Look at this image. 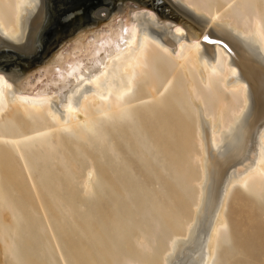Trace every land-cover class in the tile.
I'll return each mask as SVG.
<instances>
[{"label":"bare ground","instance_id":"6f19581e","mask_svg":"<svg viewBox=\"0 0 264 264\" xmlns=\"http://www.w3.org/2000/svg\"><path fill=\"white\" fill-rule=\"evenodd\" d=\"M109 10L103 8L95 12L96 24L79 31L31 73L0 71L1 166L8 173L18 164L23 174L16 172L13 176L17 178L25 174L27 184L34 191L31 192L30 188L29 192L36 197V192H42L37 183L42 177V181L46 179L44 176L51 167L58 163L63 174L71 176L77 162L73 159L75 154L81 159L87 155L80 151V146L74 148L75 144L71 143L77 152L74 150V156L67 154L72 161L75 160L70 161L69 156H64L68 146L64 147L63 135H73L84 146L88 145V149L99 144V148L110 155L115 151L116 157H112L116 161L120 153L110 140L118 139L119 130L125 128L136 154L144 161H154L153 139L143 132L146 131L144 127H152V134H158L161 144H177L176 148L165 149L171 159L174 181L182 184L180 187L188 196L194 183L198 185L194 197L190 193L193 200L189 197V218L170 216L167 206L165 212L164 206L154 202L153 205L146 198L139 200L143 202L139 203L140 207H134V198L142 192L136 193L135 186L132 188L130 183L126 182L130 187L125 186L130 176L122 183L117 175L119 171L115 172L114 175L119 177L117 181L121 179L124 186L121 184L120 188L112 189L114 178H111L113 184L109 185L110 175L102 178L90 164V183L87 186L84 183L82 192H77L81 196L76 194L77 198L73 196L67 202L66 215L69 213L75 221V217L80 219L78 223H82V230L79 231L83 236L71 235L76 234V225L74 233L72 230L71 234L67 232L71 236H32L37 231L29 233L30 236H20L24 208L21 205L22 215L8 196L0 177V240L6 239L2 252L9 256V264H225L224 257L233 239L228 213L236 190L257 200L264 197V0H152L151 4L126 2L113 12ZM44 14V0H0V48H9L30 57L24 59L30 62L22 65L23 73L34 67L33 41L42 26ZM197 24L208 25L204 34L199 35L195 28ZM212 40L227 45L231 53ZM27 125L31 128L28 132ZM190 127H193L192 134ZM125 147L129 149L128 144ZM62 148L66 150L61 152ZM204 150L206 157L202 158ZM101 158L102 162V155ZM53 160L57 163L51 165ZM10 162L17 163L11 166ZM194 163H199L200 168L196 178L190 167ZM101 166L104 170L105 166ZM17 167L15 171L19 170ZM129 171L132 173L131 169ZM51 172L54 178H58L55 181L60 182V176ZM203 173L211 197L208 221L202 231L182 244L180 239L189 237V227L204 191L199 183ZM4 182H7L6 178ZM156 182L157 185L159 182ZM68 183L69 180L66 185ZM39 185L43 190L48 189L43 183ZM70 190L69 193L73 194ZM98 191H105L102 196L99 194L101 199L109 198V214H105L106 210L102 208L98 213V208L91 206L100 199L97 198ZM51 192L46 196H52L50 201L58 205L59 197ZM60 193L61 199L69 195L67 192L63 197L65 194ZM107 193L108 197L103 198ZM163 196L166 197V193ZM122 198L136 209L140 221H134V212ZM26 204V212L30 213V209L27 211L30 202ZM54 207L55 212L57 207ZM118 210L122 211L119 213ZM6 215L9 222L4 219ZM62 216L60 218L66 219ZM33 221L36 223L35 219ZM68 223L65 225L69 226ZM38 225L41 224L32 227ZM40 227L44 228V225ZM42 228L35 229L42 231ZM14 237H18L21 249ZM241 254L245 256L243 252Z\"/></svg>","mask_w":264,"mask_h":264},{"label":"rangeland","instance_id":"374dc122","mask_svg":"<svg viewBox=\"0 0 264 264\" xmlns=\"http://www.w3.org/2000/svg\"><path fill=\"white\" fill-rule=\"evenodd\" d=\"M151 1L150 0H44V4H45L44 20H43L42 26L39 28V30L35 34L34 41H33L34 42V44H33L34 45L33 55H35V57H36V58L34 57L35 60L33 61V66L34 67H31L30 71H28L27 73L26 72L23 73L22 66H20L19 64L18 65H16V64L21 61V65H23V64L29 63L30 61H28V62L25 61L24 59L26 57H24V56H22L20 54H17L16 52H14L13 50H11L9 48H0V71L7 72V73H17V74H28V73H31L38 66H41L42 64H44V62L47 61L52 56V54H54L58 50H61L62 49V45L64 43H66V41H68L69 39L73 38L74 35H76L79 31H81L82 29H84V28H86V27H88L90 25L96 24V23H94V18H95L94 14L98 10L103 9V8H108V10L109 9L111 10V11L109 10L110 12H113V11L116 10L118 5L124 4L126 2L127 3H139V4L140 3L151 4ZM141 9H146V8L142 7ZM195 28L199 32V35H201V34H204L206 32V29L208 28V25H204V24L203 25H198L197 24V25H195ZM40 52H41V54H39ZM30 54H32V53H30ZM26 55L27 54H25V56ZM6 68H8V69L6 70ZM26 128L29 129V126L27 125ZM144 128H145L146 131H143V132L148 137L153 139V142H154V144H153L154 147L153 148L155 150L154 149H151V150H152V153H155V155H156L155 160L153 161V159L152 160L150 159L149 161H144L145 159L140 158L136 154V149H135L134 144L132 142L131 136L128 133V130L125 129V128H122L118 132V139H113V140L111 139L110 140V138H108V141L109 140H110V142L112 141L111 144H112L113 147L116 148L115 150L118 153H120L119 155H117V160H116V161H118V158L120 160V161H118V165L116 164L117 162L114 160V158L116 157V154H114V152H115L114 148L112 150L114 152H111V155H110V153L108 154L105 149L103 150V148L102 149L99 148V147H101L99 144H96L95 147L92 146L94 148L91 147V149L90 148L88 149V147H89L88 145L85 144V146H84V144H82V142L79 141L77 138L73 137V135H71V134L68 135V133H67V135H63L61 137V139L63 140L62 142L65 144V145L64 144L63 145H64V147L68 146L67 148L65 147L67 149V151L65 152L66 155L64 154V156L68 157L69 155L67 156V154H70V156H74V152L75 151L77 152V149L75 150L74 148L80 146L81 147L80 151H82V152L84 151V153L87 154L86 156H88L89 159L86 156L84 157V159L83 158L81 159L80 157L77 156V154H75L77 156V158L75 156V157H73V159L75 158V160H77V162H75L76 164H75V167L73 168V174L72 175L75 174V170H76V174H75L74 178H70L72 175L71 176L70 175L67 176V175L63 174L64 171L62 170L63 168L61 167V165H58V163L56 162L57 160L56 161L53 160L51 162L52 163L51 165H54L55 162L57 164H55L53 168L51 167V169H50V166L48 165L50 170L48 172V175L44 176V177H46V179L44 178V180L42 181V179H43V177H42L41 181H39L37 183L38 187L40 188V189L39 188L38 189L40 191L44 192L43 195H42V192H41V194L36 192L35 195H36L37 199H36L35 196H33L34 197V199H33L32 194H34V193L31 194L29 192L30 188H32V187H30L27 184L28 178H27V176L25 174L22 175V176H19L17 178L14 177L15 174H17L16 172H19V173L21 172L20 171L21 170L20 167H17L18 164L17 165L15 164L17 162H12V163L10 162L11 166H12V164L13 165L15 164V165H14V167L13 166L11 167L12 171L10 170L7 173V171H5L3 169V167L1 166V162H2L3 159L0 158V177H1V180H3L2 182H3L4 188L7 189L6 191L9 193L8 196L11 197L10 199L12 200L13 203H15L16 208L18 207L17 209H20L19 212L21 214L23 213L22 206H23L24 211H25L24 212L25 214L23 213L24 216H22L23 217L22 218L23 221L21 219V223L19 225L20 226L19 227V233L21 234L20 236H30L29 233L32 234V233H35V231H37V233H35L36 235L32 234V236H39V235L40 236H42V235L43 236H71V235L72 236H74V235L83 236L82 235V231H79V230H82V225H81L82 223L81 224L78 223L80 221V219L75 217L76 220H77V221H75L74 219H72L73 216L69 215V213L66 215V213L68 212L67 209L69 208L68 207L69 203H67V202H70L69 198H72L73 196H75L78 191L81 193L82 190L84 189L85 184L87 186L90 183L91 177H92V171H91V166L92 165H93V167L95 168L96 171H99L101 173L99 175L103 176L102 178H104V177L105 178H109L108 175H110V178H109L110 181L107 182V183H110L109 185H111V183L113 184V182H114V185H116L115 187L113 185L112 189L116 188V187H117L116 189H118L119 186L121 187V184L124 183V181L126 179L128 180V177L130 176L131 177V178L129 177L130 182H128L129 180L125 181V183H124L125 186L128 185V184H126V182L130 183L131 185L130 184L129 185L132 188H134V186H135L134 189L136 190L135 191L136 193L137 192L138 193L142 192V193H140L141 197H140V194L138 195L139 197L135 196L136 198H134L135 201H134V204H133L134 207H140L141 204L139 205V203H143V202H140V201L141 200L144 201V199L146 198L147 202H149V203L151 202V204H153V205L158 203L159 205L164 206L165 207V209H164L165 212L168 210L167 212L169 213L170 216L179 217V215H180V216L184 217L186 220H188L189 215H190L189 214V212H190L189 208L191 206L190 205L191 204L190 200L191 199L193 200L192 197H194L195 193L198 192V185L194 183L193 189L190 192L192 197L190 196V193H189V196H188L187 193H185L183 187H180V185H182V184L177 182V180L174 181V179L171 177V175L174 172H173L172 166H170L171 165V159H170L168 153L165 150V149H167V150L169 149L170 150L171 148H173V146L175 147V145H177V144L176 143H175V145L169 144V143L161 144L160 140H162V139H158V134L156 135L155 134L156 132H154V134H152L153 133V131L151 130L152 127L148 129V126H146ZM28 129H26V132L31 130V128L29 130ZM189 132H190V134L193 133V127L189 128ZM127 135H129V137ZM71 143H73V144H75L77 146L74 145V148H73V146L70 145ZM125 144H128V146H129L128 150L125 149L126 148ZM65 148H62L63 150L61 149L62 150L61 152H64ZM82 148H83V150H82ZM98 149L100 150V153L98 152L99 151ZM204 149H205V145H204ZM0 150H2L1 147H0ZM104 151H105V155H104ZM100 154L103 156V161L102 162H101L102 158H101ZM205 154H206V150H204V155L202 156V158L206 157ZM127 155H129V156H127ZM167 155H168L169 158L167 157ZM112 156H114V158ZM126 156H127V158H126ZM94 157H98V158H94ZM85 158H87V160ZM122 158H124V159H122ZM136 159H137V161H136ZM205 159H203V161H202L203 166L205 164ZM75 160H73V161H75ZM82 160H84V161H82ZM89 160H91L92 162H90ZM110 160H113V162H111ZM70 161H72V158H71ZM97 161L100 162V164ZM106 162H107V164H108V162L110 164L107 165ZM97 163H98V165H96ZM111 163H112V165L114 164L113 165L114 167L111 165ZM123 163H125V164H123ZM128 163L130 164V166L128 165ZM159 163H161V164H159ZM90 164H91V166H90ZM101 164L103 166H105L104 170H102L103 169L102 166L99 167ZM109 165H110L111 169L109 168ZM127 165H128L129 168L127 167ZM148 165L150 167H146ZM194 165H193V167H192V165H190V167L193 169L194 174L196 175V176L194 175V177L196 178L199 175L200 168H199V163H194ZM125 166L128 169H126ZM160 166L164 167V168H162L163 170L161 169ZM16 167L19 168V170L15 171ZM106 167L108 169H105ZM120 167H121L122 170H120ZM54 169H56V170H54ZM129 169H131L132 173H130ZM132 169H134V170H132ZM110 170H114V171H110ZM123 170L125 172L130 173V174L126 175V173L123 172ZM51 171H53V173L55 171L54 176H58V175L60 176V177L58 176L59 179H60L59 180L60 182H58V180L55 181V178L56 179H58V178L57 177L54 178L53 175L51 174L52 173ZM56 171H58V172H56ZM103 171H106V173H104ZM166 171L168 173H165ZM1 172H3V173H1ZM110 172H112L113 174L110 173ZM115 172L116 173L118 172L117 175L119 177H121V179L123 180L122 183H120V181H122L121 179L119 180V182L117 181L119 179V177L114 175ZM187 172L188 173H186L187 174L186 178L188 179L189 171H187ZM6 173H7L8 177L6 175L4 176V174H6ZM10 173H14V174H10ZM60 173L64 175L63 176L64 178L62 177V175ZM102 173L105 174V176L102 175ZM107 173H109V174H107ZM133 173H134V175H132ZM21 174H23V173L21 172ZM34 174L36 175V173H34ZM203 174L204 175L201 177V180H200L201 182H199V183H200V187L202 188V191L204 190L203 191L204 193L202 192V194H200L201 195V199H200L199 205L197 206V208L195 210V214H194L195 215L194 216L195 222L193 220V222H191L193 224H191V226L189 227V233L187 235L189 237H184L183 239H180V242H182V244L187 242L190 239V237H192L194 235L196 236L200 231H202V229L205 228L206 223L208 221L207 219H208L209 208H210V205H211V197H209L210 196L209 195V188L207 186H205L206 183L204 182L206 175H205V173H203ZM122 175H124V176L122 177ZM2 176H4V178ZM47 176L50 177V179L52 178L51 181H50V179H48ZM65 176L68 177V180H69L68 185L71 184L74 187L73 183H75V187L73 189L71 188L72 187L71 185L70 186L66 185L68 180H66L67 177L65 178ZM156 177H157V179H156ZM5 178L7 180L6 183L4 182ZM111 178L112 179L114 178L113 182L111 181ZM70 179H72V180H70ZM88 179H90V180H88ZM115 179H116V181H115ZM131 179H132V181H131ZM136 180H137V182H136ZM49 181L50 182L55 181V182H54V184L51 185ZM64 181H66V183ZM72 181H74V182H72ZM107 181H108V179H107ZM156 181L159 182L160 184L157 183ZM12 182H14V183H12ZM41 182L43 183V187L45 188L47 186L49 190L47 188H45L43 190L41 188L42 185H39V184H42ZM46 182H48L47 185H46ZM57 182L59 184H61L60 185L61 188L58 187L59 184H57ZM116 182H117V184H116ZM133 182H135L136 185L133 184ZM155 182L157 183V185L155 184ZM176 182H177V184H176ZM55 183L57 184V186L54 188V186L56 185ZM78 183H80V184H78ZM196 183H198V182H196ZM63 184H65L66 186L65 185L63 186ZM23 185H24V188H23ZM129 185L127 187H130ZM144 185H146V186H144ZM159 185H160V187L162 185V188H160ZM137 186H138V188H137ZM156 186H158V187H156ZM16 187L20 191H18ZM57 187H58V190H62V191H58ZM15 189L17 191H15ZM51 189H54L55 192H58V193L62 192L64 194L65 193L67 194V192L69 193V189H71L70 192L73 193V194L69 193V195H68L69 197L66 196V194L63 195V197L66 196L65 197L66 199L62 198L63 199L62 200L60 198L62 195L58 196V193L53 192V190L51 192ZM137 189H139V191ZM159 189H162V192ZM24 190H26L27 192L24 191ZM46 190H48L47 193H46ZM63 190H66V191H63ZM32 191H33V188L31 189V192ZM40 191H38V192H40ZM49 191L53 195H55V197H57V198L59 197L60 200L56 199V200H58V205H56L57 203L54 201V199H52V200L55 203L50 201V198L52 196H46V195L50 194ZM105 191H101L100 193L98 191L97 198L99 199L100 197H98V196H100V195L102 196V194H104ZM150 191L151 192L153 191V192L150 193ZM181 191H184V192L181 193ZM106 192H108V190ZM80 193H79V195L77 194L78 197L81 196ZM144 193H145V195H144ZM163 193H166V197L163 196ZM38 194L41 195V196H39ZM142 194L145 197L142 196ZM151 194L152 195L154 194V195L152 196ZM203 194L205 195L204 197H203ZM44 195H45V197H44ZM185 195H186V197L188 196V198H185ZM18 196L20 197V199L18 198ZM75 197L77 198V196H75ZM105 197H108V193H107L106 196L103 195V198H105ZM150 197H152V198H150ZM41 198L44 199V200L42 201ZM48 198H49V200H48ZM81 198L82 197H80L79 199H81ZM101 198L99 199V201L96 202L98 204V206H97V204H94V205H91V206H95V208L97 207L98 208L97 209L98 213L101 212V211H99V209L102 208V209L106 210V211H104L105 214L106 213L109 214V210H108L109 207L107 209V206H108V203H109L107 200H109V198H107V200H105L106 198L105 199H101ZM153 198L155 199V201L153 200ZM206 198H208V199H206ZM21 199H22V201H21ZM120 199H121V197H120ZM122 199L126 200L124 198H122ZM34 200H36V201L34 202ZM46 200H48V201H46ZM81 200H80V202H82ZM151 200H153V201H151ZM161 200H162V202H161ZM19 201H21L22 203H20ZM23 201H24V203H23ZM27 201H28V203L30 202V205H28V203L26 204ZM59 201H61L62 203L61 202L59 203ZM105 201H107V202L105 203ZM126 201H124V203L125 204L127 203L126 205L128 206L129 203H128V201L127 202ZM137 201H139V202H137ZM157 201H159V202H157ZM207 201H209V202H207ZM36 202H37V204H36ZM39 202H41V205L39 204ZM45 202L46 203L47 202H51L52 205L50 203H48V204L51 205V206H49L48 204H45ZM63 202H65V205H64ZM135 202H136V204H135ZM31 203H33V205H31ZM205 203H206V205H205ZM208 203H210L209 207H208ZM25 204H26V206L28 205L27 206L28 207L27 211H29V209H30V213L26 212V207H24ZM47 205H48V207H47ZM104 205H106V206H104ZM135 205H137V206H135ZM19 206H21V208ZM43 206H45L46 209H44ZM54 206L57 207V208H55ZM91 206H90V209L93 208ZM133 206L130 207V205H129L128 207H130L131 212H134L133 213L134 214L133 218H135L134 221L138 222V221H140L139 220V215H137V213L135 212L136 209L133 208ZM166 206H167V210H166ZM53 207L55 208V212L56 213L53 211L54 210V209H52ZM63 207H65V209ZM201 207H202V209H201ZM120 208L122 209V207H120ZM58 209H59V212L63 213V216L60 215L61 213L58 214L59 213ZM200 209H201V212H200ZM21 210H22V212H21ZM32 210H33L34 213L32 212ZM64 211H65V213H64ZM120 211H122V210H120ZM120 211H119V213H120ZM104 212H102V213H104ZM196 214H198V215H196ZM59 215H60V217L61 216L62 217H66V219L69 216L68 217L69 220L67 219V221H66V219L60 218ZM7 216L8 215H6L5 217H7ZM29 216H30V218H29ZM4 219L7 220L6 222H9V217L4 218ZM33 219L36 220V223L33 221ZM37 219H38V221H37ZM39 219L41 221H39ZM60 219H61V221H60ZM62 219L65 220V222ZM137 219H138V221H137ZM185 219H183V220L186 221ZM228 219H229V222H230V231H231V235L230 236H233V239L230 242L229 247L227 248V255L224 257V262H225V259H226L225 264H264V197L259 199V200H257L256 198H254L253 196H251L249 194L241 193L238 190H236L235 195L233 197V200L231 202L230 208H229ZM25 220L28 221V223L30 221H32V224L30 222L31 226L28 223L27 224L25 223L26 224V226H25V224H24ZM66 222H69L68 223L69 226L65 225ZM71 222H72V225H71ZM74 222L77 223V224H75ZM196 222H197V225H196ZM37 224L44 225L45 229L40 227L41 225H38L37 227H35ZM28 225L31 227V228L29 227L30 229L28 228ZM33 225H35L34 226L35 228H37V229L39 228V230L42 228V231H39V230L33 228L32 227ZM67 226H68V228H67ZM74 226H75V228L78 227L79 229L77 228V229H75L76 230L75 231L73 229ZM58 227H60V228H58ZM22 228L25 229V230H23V233H24V231H27L29 229L28 230L29 232L27 231L28 235H27L26 232H25L26 235L25 234L23 235ZM71 230H72V233H74L73 231H75L76 234L75 233L71 234V232H70ZM67 232L68 233L70 232L69 234H71V235H68ZM178 236H182V235H178ZM237 236H240L241 239H238L239 237H237ZM243 236H247V237L244 238ZM15 240L17 242L18 247H20V249H21V244H20V241H18L19 240L18 237L15 238ZM4 241L0 240V264H9L10 263L9 256L7 254H4L2 252V249H1L2 245L4 244L3 243ZM241 252H243L245 256H243L241 254ZM7 259H8L9 262L7 261Z\"/></svg>","mask_w":264,"mask_h":264},{"label":"water","instance_id":"95a60500","mask_svg":"<svg viewBox=\"0 0 264 264\" xmlns=\"http://www.w3.org/2000/svg\"><path fill=\"white\" fill-rule=\"evenodd\" d=\"M183 5V4H182ZM184 6V5H183ZM184 7H186V6H184ZM205 37H207V36H205ZM207 41H208V38L206 39ZM212 43H219V44H221L223 47H225L226 48V50L229 52V53H231V51H230V49H229V47L227 46V45H225L224 43H221V42H217V41H212ZM12 50V49H11ZM14 51V50H13ZM42 51V50H41ZM14 52H16V51H14ZM17 54H20V55H22V56H24V57H26V58H30L29 56H25V54H23V53H20V52H16ZM39 54H41V52L39 53ZM20 65V66H22L21 65V61L19 62V63H17L16 65ZM6 69H8V68H6Z\"/></svg>","mask_w":264,"mask_h":264},{"label":"snow or ice","instance_id":"6c2138e0","mask_svg":"<svg viewBox=\"0 0 264 264\" xmlns=\"http://www.w3.org/2000/svg\"><path fill=\"white\" fill-rule=\"evenodd\" d=\"M205 39H207V37H205Z\"/></svg>","mask_w":264,"mask_h":264}]
</instances>
